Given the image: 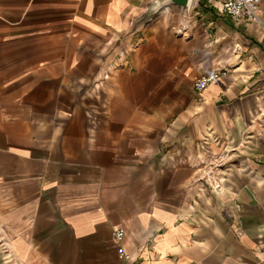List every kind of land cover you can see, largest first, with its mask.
I'll use <instances>...</instances> for the list:
<instances>
[{"label":"crops","instance_id":"obj_1","mask_svg":"<svg viewBox=\"0 0 264 264\" xmlns=\"http://www.w3.org/2000/svg\"><path fill=\"white\" fill-rule=\"evenodd\" d=\"M152 3L0 0V264H264V2Z\"/></svg>","mask_w":264,"mask_h":264},{"label":"built area","instance_id":"obj_2","mask_svg":"<svg viewBox=\"0 0 264 264\" xmlns=\"http://www.w3.org/2000/svg\"><path fill=\"white\" fill-rule=\"evenodd\" d=\"M264 2V0H220V6L224 13L230 15L235 19H243L245 21H253L258 20V15L260 11V5ZM220 74V71H212L206 77L201 78L198 81L197 86L199 88L203 87L214 78H216ZM213 189L216 191H221V186L219 183H214ZM123 236V231H116V237L121 239ZM119 254L125 258L130 259L131 254L124 251V249L120 246L118 248ZM139 264V263H134Z\"/></svg>","mask_w":264,"mask_h":264},{"label":"water","instance_id":"obj_3","mask_svg":"<svg viewBox=\"0 0 264 264\" xmlns=\"http://www.w3.org/2000/svg\"><path fill=\"white\" fill-rule=\"evenodd\" d=\"M190 0H153L151 15L157 14L159 11L165 9L166 7L175 5L183 9L189 7Z\"/></svg>","mask_w":264,"mask_h":264}]
</instances>
